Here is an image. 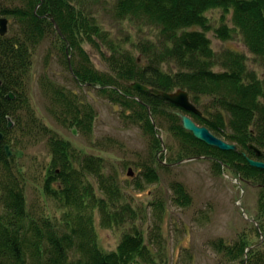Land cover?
Returning a JSON list of instances; mask_svg holds the SVG:
<instances>
[{"label": "trees", "instance_id": "obj_1", "mask_svg": "<svg viewBox=\"0 0 264 264\" xmlns=\"http://www.w3.org/2000/svg\"><path fill=\"white\" fill-rule=\"evenodd\" d=\"M104 3L111 5L116 21L131 23V27L136 23L141 32L150 27L155 33L137 42L115 38L95 12ZM218 9L223 13L215 29L217 37L229 41L241 35L264 67V0H0V17L13 19L8 34H0V132L4 134L0 142V264L160 261L152 248L155 239L140 226L124 232L115 250L101 246L97 223L121 230L137 218V210L126 199L116 167L103 156L85 153L60 137L31 102L33 57L48 40L52 46L46 60L56 55L69 69L70 55L73 81L82 89V93L67 90L44 76L42 88L56 122L83 134L93 132L97 111L86 101L83 87L98 88L99 96L119 106L125 118L130 115L150 136L153 164L159 152L169 150L160 140L164 127L183 142V152L176 159L169 158L171 163L166 165L211 158L218 174L227 168L241 182L256 186L260 191L256 219L264 233V170L251 167L247 160L255 158L249 148L254 144L263 151L258 159L264 161V75L251 69L241 52L227 50L217 55L213 50L208 13ZM85 44L99 52L107 71L95 67ZM136 82L168 93L189 92L193 103L203 107L202 116L190 113L193 120L236 144L238 151L223 152L196 140L183 128L177 106L162 96L131 89ZM10 93L15 99L9 98ZM202 98L210 102L206 104ZM158 125L161 129L156 130ZM41 138L47 140L51 158L41 171L39 195L44 203L32 204L27 194L31 174L22 163L23 147ZM6 145L14 149L12 158L7 157ZM153 164H146L141 172L149 184L159 182ZM141 184L138 182L140 189ZM172 190L178 205H191L192 197L182 184H173ZM157 205L164 210L163 202ZM259 243L243 234L234 243L220 240L215 248L232 263L264 264V244Z\"/></svg>", "mask_w": 264, "mask_h": 264}, {"label": "rangeland", "instance_id": "obj_2", "mask_svg": "<svg viewBox=\"0 0 264 264\" xmlns=\"http://www.w3.org/2000/svg\"><path fill=\"white\" fill-rule=\"evenodd\" d=\"M95 12L102 19L104 27L119 40L137 42L155 33L150 27H145L144 32H141L136 23L131 27V23L116 21L112 16L110 4L104 3ZM222 13L221 9L208 13L212 27L208 37L213 50L217 55L227 50L245 54L249 67L263 76L264 67L257 63L241 35H235L229 41H222L217 37L215 29L221 24ZM6 18L9 19L10 29L13 19ZM51 46L50 40L45 41L33 57L34 63L29 76L31 102L38 115L60 137L70 140L77 149L85 153L103 156L116 167L122 179L126 199L137 210V218L121 230L105 229L99 226V222L97 223L101 246L106 251L115 250L122 234L131 232L129 230L133 226L142 227L153 240L159 241L157 243L154 240V244L152 242L154 253L160 260L158 264H240L232 263L218 253L215 244L220 240L234 243L243 234L248 236L251 242H260L261 246L264 244V233L256 219L260 199V191L256 186L241 182L236 178L237 175L227 168H221L222 174H218L214 170L215 165L211 158L186 161L174 166L166 165L165 162L171 163L169 158L176 159L179 152H183L181 149L183 142L171 136L164 127L161 129V125H158L156 130L161 129L160 140L163 137L169 150L166 148L159 152L158 160L153 164V142L150 136L141 124L128 117L130 115L125 118L119 106L99 96L98 88L87 90L85 86L83 87L87 93L86 101L97 111L93 132L83 134L75 128L77 133L74 134V127H65L56 122L49 111L48 95L42 88L44 76L50 77L67 90L82 93V89L80 90L73 81L70 69L66 68L56 55L46 60ZM84 48L95 67L100 71H107L99 52L89 44H85ZM136 57L140 59L141 55L136 54ZM201 101L206 104L210 102L209 98H202ZM191 102L193 103L192 100ZM197 107L202 112L203 107L201 105ZM179 109L190 116V113ZM15 135L19 136L20 132L16 131ZM24 150L22 163L30 169L31 174V183L27 189L28 199L32 204L38 201L43 204V197L39 195V187L43 182L41 171L42 166L51 158L47 140L41 138L33 145H25ZM161 155L165 156L162 162ZM258 158L260 157L255 154L253 159ZM146 164H153L156 167L158 183L149 184L143 179L141 172ZM129 169L132 170L133 176H129ZM33 174L38 175V178H34ZM138 182L142 183V189L138 187ZM176 183L182 184L192 197L191 205L181 207L175 202L172 185ZM159 202L164 203L163 211L159 210L157 205ZM50 204L54 207L52 202ZM254 228L258 230L259 236Z\"/></svg>", "mask_w": 264, "mask_h": 264}, {"label": "water", "instance_id": "obj_3", "mask_svg": "<svg viewBox=\"0 0 264 264\" xmlns=\"http://www.w3.org/2000/svg\"><path fill=\"white\" fill-rule=\"evenodd\" d=\"M54 23H55L56 30L61 34L59 26L57 25V23L55 21H54ZM8 32H9V19L6 17H0V34L2 36H6L8 34ZM68 54H69V52H68ZM68 63H69L70 72L74 76V71H73V66H72V61H71L70 55L68 57ZM130 88L133 90L139 91V92H151L155 95L162 96L163 98H165L166 100H168L169 102L174 104L175 106L181 108L182 110H184L188 113H193V114H198V115L203 114L199 110V108L191 102L190 94H189V92H187L185 90L180 89V90H177L175 92L168 93V92L160 91V90L155 89V88H149V87H147V86H145L139 82L131 84ZM9 98L12 100L15 99V95L13 93H10ZM178 116L182 120L183 128L186 131L192 133L196 140L205 143L207 146L214 147V148H217V149L222 150V151H227V152L238 151V146L236 144L228 143V142L224 141L223 139L217 137L207 127L200 126L199 124H197L189 115L182 113V112H179ZM153 123L155 124L154 121H153ZM12 126H13V122H10L9 127L11 128ZM73 133L74 134L77 133L75 128L73 130ZM3 141H4V134L0 132V142H3ZM161 142L163 145H165L163 137H161ZM249 148L251 151H253L256 154L257 157H261L263 155V151L261 149H259L258 147H256L254 144H250ZM5 151H6L8 158L13 157L14 149L10 145L5 146ZM200 158H202V157L193 158L190 160L193 161V160H197ZM247 160H248L251 167L264 170V161H261L258 159H253V158H247ZM128 173H129V176H133L131 169H129Z\"/></svg>", "mask_w": 264, "mask_h": 264}]
</instances>
